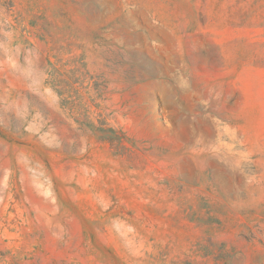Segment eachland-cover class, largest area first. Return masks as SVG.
Returning a JSON list of instances; mask_svg holds the SVG:
<instances>
[{
	"label": "rangeland",
	"instance_id": "rangeland-1",
	"mask_svg": "<svg viewBox=\"0 0 264 264\" xmlns=\"http://www.w3.org/2000/svg\"><path fill=\"white\" fill-rule=\"evenodd\" d=\"M0 264H264V0H0Z\"/></svg>",
	"mask_w": 264,
	"mask_h": 264
}]
</instances>
